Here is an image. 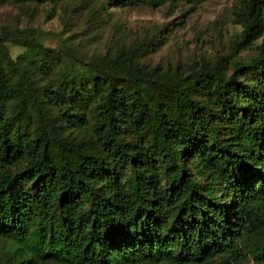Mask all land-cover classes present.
Masks as SVG:
<instances>
[{"label":"trees","instance_id":"trees-1","mask_svg":"<svg viewBox=\"0 0 264 264\" xmlns=\"http://www.w3.org/2000/svg\"><path fill=\"white\" fill-rule=\"evenodd\" d=\"M234 15L229 55L187 74L150 66L145 42L79 60L0 36V264H216L250 235L264 250V51L226 68L264 35V0Z\"/></svg>","mask_w":264,"mask_h":264},{"label":"rangeland","instance_id":"rangeland-1","mask_svg":"<svg viewBox=\"0 0 264 264\" xmlns=\"http://www.w3.org/2000/svg\"><path fill=\"white\" fill-rule=\"evenodd\" d=\"M243 0H168L160 5L144 3L113 6L102 0H58L19 3L0 0V36L36 39L44 47L67 49L79 60L111 54L120 45L147 43L144 60L160 70L179 67L183 74L203 62L229 55L241 27L234 12ZM264 35L255 46L240 50L226 62L227 73L232 61L259 56ZM12 57L23 51L14 42H6ZM243 74L248 72L243 70ZM126 171L118 168L117 173ZM119 176H122L121 174ZM262 237L247 236L236 253L215 250L209 261L230 264H264V250L258 247ZM10 244L0 238L1 247ZM3 253L0 251V256ZM49 264V263H40ZM59 264V263H50ZM222 264V263H221Z\"/></svg>","mask_w":264,"mask_h":264}]
</instances>
